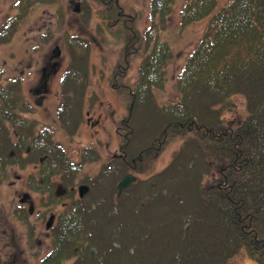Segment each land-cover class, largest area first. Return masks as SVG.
Instances as JSON below:
<instances>
[{"label":"trees","instance_id":"trees-1","mask_svg":"<svg viewBox=\"0 0 264 264\" xmlns=\"http://www.w3.org/2000/svg\"><path fill=\"white\" fill-rule=\"evenodd\" d=\"M58 1L15 0L11 20L22 21L36 5ZM92 1L101 17L109 16L107 29L116 24L115 34L127 32L117 0ZM174 3L151 0L152 18L158 16L163 29ZM219 3L184 4L181 24L210 21L176 81L178 101L163 107L166 113L151 86L159 85L158 76L172 58L169 43L156 45L145 58L144 77L130 88L133 108L120 154L84 178L90 191L83 198L73 197L71 187L84 181L83 162L92 154L81 149L82 162L73 160L48 128L37 126L19 79L3 80L0 71V186L11 178L12 168L34 167L26 185L40 198L44 214L56 212L52 245L40 264H228L242 250L264 264V0ZM59 15L64 30V11ZM137 32L146 51L152 33ZM7 33V27L0 32L1 41ZM49 34L39 42L45 44L53 37ZM68 34L71 61L62 78L57 117L63 134L74 141L89 85L90 44L82 37L70 40ZM237 95L244 97L243 111ZM143 109L148 113L140 114ZM231 111L244 114L236 125L227 118ZM176 138L181 145L164 169L135 180L118 195L125 174H146L145 158ZM28 211L15 203L26 223ZM29 225L30 246L36 233Z\"/></svg>","mask_w":264,"mask_h":264},{"label":"rangeland","instance_id":"rangeland-1","mask_svg":"<svg viewBox=\"0 0 264 264\" xmlns=\"http://www.w3.org/2000/svg\"><path fill=\"white\" fill-rule=\"evenodd\" d=\"M228 1L220 0L218 7ZM14 2L15 0H0V27L6 18L11 19L16 13ZM185 2L186 0H175L172 13L165 17L166 28L163 29L160 18H152L151 0H120L123 11L118 14L125 18L124 24L129 29L119 35V32H114L116 24H112L111 30L106 28L109 22H104V19L108 20L109 16H102L101 19L98 13L100 7L92 0H59L58 6L44 4L33 7L27 16H23L20 24L22 26L11 41L2 44L0 40V66L7 68L10 75L19 77V89L23 85L22 96L34 106V116L39 120L37 126L48 128V132L53 134V139L69 149L73 160L82 162L79 156L81 149L92 154L83 162L85 169L81 174L82 179L94 176L101 166L120 154L121 137L125 134L123 128L129 123L133 108L130 88L133 90L139 78L144 77L141 73L145 66L144 60L151 54L152 49L156 50L154 47L158 44L166 45L168 42L173 55L167 59L165 74L161 71L158 76L159 85L151 86V93L162 113H166L163 107L178 101L180 93L175 87L176 81L210 21V17H207L190 24H181V12ZM60 10L64 11L65 15L64 30H60L58 26ZM132 19L135 26L133 31ZM120 25L124 26L122 23ZM137 30L141 34L148 30L152 33L153 43L146 51L145 43L142 46L139 44ZM50 31L53 37L41 44L39 37L49 36ZM67 33L71 37L70 40L82 37L90 44L89 85L86 89L83 119L78 121V124H81L78 125L79 129L75 128L77 134L73 137L74 141L64 137L61 125L56 120L61 76L71 61L70 45L66 42ZM55 49H59L60 57L55 56ZM55 60L61 63L57 72L58 78L56 75L52 78L49 84L50 93L45 99L42 98L41 105H37L35 101L41 97V92H34L33 89L39 86L43 74L49 71L48 63ZM161 82L163 83L160 85ZM235 99L239 103V111L245 110L244 97L237 95ZM142 113L147 114L148 111L143 109L140 111V114ZM243 115L238 111H231L227 118H233L230 123L236 125ZM161 120L163 121V118ZM35 135L40 137L41 134L39 132ZM181 140L176 138L170 143L160 144L155 156L149 155L145 158L144 169H147V173H136L135 180L164 169L176 154ZM33 169L29 167L23 171L14 170L10 180L0 186V264H40V260L51 248V233L46 227V222L52 214L56 215V212L52 210L44 214L45 208L41 206L38 195L26 188L25 178ZM82 183L88 181L84 179V182L78 184ZM66 193L60 191L59 194ZM73 197H79V194L75 193ZM15 203L25 205L30 211L27 213V223L18 217ZM61 206L62 204L58 210H61ZM29 224L35 227L36 233L30 246L27 235L30 232ZM228 264L259 263L242 250L233 256Z\"/></svg>","mask_w":264,"mask_h":264},{"label":"flooded vegetation","instance_id":"flooded-vegetation-1","mask_svg":"<svg viewBox=\"0 0 264 264\" xmlns=\"http://www.w3.org/2000/svg\"><path fill=\"white\" fill-rule=\"evenodd\" d=\"M60 65L61 63L60 62H57L56 60L54 62H49L48 63V68L50 67L49 71L47 73H44L43 74V77L40 79L39 81V86L37 88H34L33 91L35 92H41V97L43 99H45L48 94L50 93V88H49V84L52 80V78L56 75V77L58 78V69L60 68ZM22 92H23V85H22V88L20 89ZM32 90V89H31ZM26 102L30 103L31 105V111L34 112V106L33 104L27 99V98H24ZM39 98H37L38 100ZM42 99V100H43ZM37 100L35 101V104L37 102ZM42 100H41V104H42ZM30 111V113L32 114V112ZM35 119V118H34ZM38 122V120H36ZM16 170V169H12V173L13 171ZM12 175V174H11ZM79 185V184H78ZM78 185L76 184L74 187L75 189L71 191L73 192V194H77V187ZM26 188H27V185H26ZM72 188V187H71ZM56 217V215H55Z\"/></svg>","mask_w":264,"mask_h":264},{"label":"water","instance_id":"water-1","mask_svg":"<svg viewBox=\"0 0 264 264\" xmlns=\"http://www.w3.org/2000/svg\"><path fill=\"white\" fill-rule=\"evenodd\" d=\"M57 55L60 54L59 49H56ZM38 103H41V99L38 101ZM135 177L131 173H127L123 179L118 183V194H121L122 191L126 188H128L134 181ZM89 191V185L88 184H82L78 187V192L80 197H84L85 194ZM53 223V216L49 218V221L47 223V227H51Z\"/></svg>","mask_w":264,"mask_h":264}]
</instances>
